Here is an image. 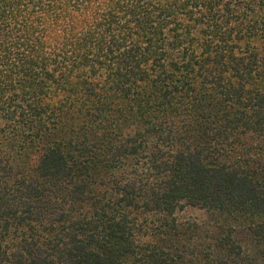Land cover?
<instances>
[{"label":"trees","instance_id":"obj_1","mask_svg":"<svg viewBox=\"0 0 264 264\" xmlns=\"http://www.w3.org/2000/svg\"><path fill=\"white\" fill-rule=\"evenodd\" d=\"M0 264H264V0H0Z\"/></svg>","mask_w":264,"mask_h":264},{"label":"rangeland","instance_id":"obj_2","mask_svg":"<svg viewBox=\"0 0 264 264\" xmlns=\"http://www.w3.org/2000/svg\"><path fill=\"white\" fill-rule=\"evenodd\" d=\"M180 218H200V216L202 215V213L198 210L192 209V208H187L183 211H180L178 213Z\"/></svg>","mask_w":264,"mask_h":264}]
</instances>
